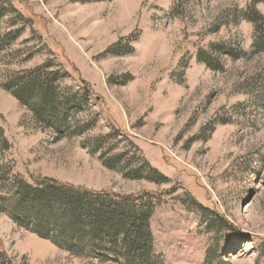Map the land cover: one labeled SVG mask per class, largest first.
I'll list each match as a JSON object with an SVG mask.
<instances>
[{
    "label": "rangeland",
    "instance_id": "1",
    "mask_svg": "<svg viewBox=\"0 0 264 264\" xmlns=\"http://www.w3.org/2000/svg\"><path fill=\"white\" fill-rule=\"evenodd\" d=\"M3 13L2 191L53 179L143 197L164 264H264V0H0ZM31 73L70 100L66 124L5 88ZM3 201L0 264H104Z\"/></svg>",
    "mask_w": 264,
    "mask_h": 264
},
{
    "label": "trees",
    "instance_id": "2",
    "mask_svg": "<svg viewBox=\"0 0 264 264\" xmlns=\"http://www.w3.org/2000/svg\"><path fill=\"white\" fill-rule=\"evenodd\" d=\"M3 17L4 13L0 14V19ZM261 45L264 47V40L257 39L255 47ZM39 71L41 68L34 72ZM30 75L8 81L5 88L46 124H66L70 100L54 94L50 80ZM82 98L89 101L87 93ZM0 133L3 135L1 128ZM2 180L0 171V198L6 201L7 213L20 221L19 225L26 223V228L33 223L32 231L72 254L89 260L101 254L98 257L104 264L108 259L104 255L116 260L112 264H164L154 250L152 204L143 197L132 195L125 201H114L105 194L79 190L53 179L44 180L39 188L21 180L4 192ZM2 257L10 262L7 254Z\"/></svg>",
    "mask_w": 264,
    "mask_h": 264
}]
</instances>
